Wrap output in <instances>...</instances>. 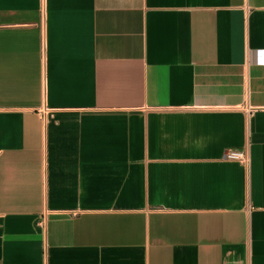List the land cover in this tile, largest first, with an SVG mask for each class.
Returning a JSON list of instances; mask_svg holds the SVG:
<instances>
[{
  "label": "crops",
  "instance_id": "0c3cea01",
  "mask_svg": "<svg viewBox=\"0 0 264 264\" xmlns=\"http://www.w3.org/2000/svg\"><path fill=\"white\" fill-rule=\"evenodd\" d=\"M0 264H264V0H0Z\"/></svg>",
  "mask_w": 264,
  "mask_h": 264
},
{
  "label": "built area",
  "instance_id": "2783aa9c",
  "mask_svg": "<svg viewBox=\"0 0 264 264\" xmlns=\"http://www.w3.org/2000/svg\"><path fill=\"white\" fill-rule=\"evenodd\" d=\"M227 158L232 160H238L242 163L248 164L250 161V155L247 148H244L242 150L238 149H229L226 155ZM46 219H43L41 221V225L45 227Z\"/></svg>",
  "mask_w": 264,
  "mask_h": 264
}]
</instances>
